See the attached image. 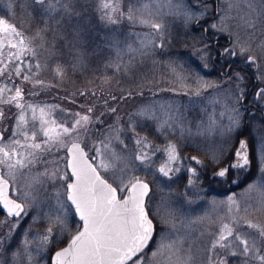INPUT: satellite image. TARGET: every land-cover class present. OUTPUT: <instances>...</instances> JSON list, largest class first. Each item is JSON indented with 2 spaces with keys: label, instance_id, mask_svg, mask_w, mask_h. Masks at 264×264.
<instances>
[{
  "label": "rangeland",
  "instance_id": "1",
  "mask_svg": "<svg viewBox=\"0 0 264 264\" xmlns=\"http://www.w3.org/2000/svg\"><path fill=\"white\" fill-rule=\"evenodd\" d=\"M105 2L113 7L101 9ZM228 3L229 0H220L221 16ZM235 3L238 7L228 15L248 12L243 0H235ZM65 6L70 11L66 12ZM204 7L208 9L206 5L191 8L184 0H45L44 4L36 0H0V19L22 33L25 49L43 53L41 59L37 53L32 55L28 50L21 52L19 47L10 48L8 40L18 45L19 38L0 32L3 43L0 68L7 66L0 76V88L8 89L0 98L3 113L0 147L13 140H19L21 145L34 142L43 146L47 138L39 131L40 109H44L45 121L54 120L56 124L72 127L76 114H89L91 108L92 122L87 132L81 130L78 139L90 156L94 155L93 145L100 141L108 143L105 137H109L110 147L125 158L130 175L143 178L151 185L147 206L156 229L149 245L139 254L141 264H176L178 259L187 256H191V264H220L222 260L225 264H264L258 259L264 256V236L249 228L246 222L264 226V126L259 115L245 111L242 106L241 99L246 93L243 81L215 77L211 73L212 53L207 43L202 38L194 40L175 33L179 20L190 25ZM253 7L260 13L257 29L255 32L238 31L232 47L240 54L237 39L245 47L251 45L248 52L241 55L244 60L247 55L255 57V75L260 84H264V47H258L264 44V4L254 0ZM100 13L102 18H99ZM106 15L107 18H103ZM129 15L131 20L127 18ZM189 16L194 18L189 19ZM142 20L162 27L157 31L141 23ZM21 27L33 36L26 35ZM104 27L107 28L104 30ZM176 40L180 47L176 46ZM184 48L190 49L188 53H179ZM9 53L13 54L11 59ZM61 60H67L72 69L59 76L60 79L72 81L75 78L92 83L109 69L111 79L125 80L134 86L119 88L105 80L102 84L109 90L101 95L62 92L36 71V65L41 63L57 68ZM34 63V70L30 72ZM25 75L29 76L28 80L24 79ZM16 88L22 91L18 103L25 105L23 109L17 102H4L15 95ZM262 98L264 100V96ZM21 113L27 123L20 122ZM110 129H119V140L123 144L111 138ZM33 131H36L35 141L31 139ZM246 136L255 146L254 169L251 170L250 164L244 169L229 168L228 175L235 171L236 179L228 182L224 190L210 187L212 177L222 178L215 173L229 167L231 157H237L242 141L246 143L244 151L248 156ZM141 137L146 138L147 147L135 143ZM61 139L62 144H49L46 151L35 150V163L16 172L18 189L31 177L46 171L55 173L56 179L41 176L33 185L35 203L21 200L27 215L22 214L20 218L0 215V264H50L53 251L81 227L66 199L65 185L71 177L69 175L67 181L60 178L69 172L67 147L76 138ZM169 144L175 145L178 160L171 164L169 175L164 176L157 169L167 162L165 149ZM17 151L27 154L23 147H18ZM141 152L150 157L147 166L135 159ZM1 166L4 171L6 165ZM100 172L117 186L110 173ZM9 180L12 185L13 181ZM226 181L221 179L223 184ZM125 191L119 189L121 195ZM10 194L15 197L11 186ZM57 216L65 220L66 227L55 222ZM224 225H228L233 234L224 241L227 247L214 248ZM49 227L52 234L48 242L42 244ZM238 236L248 240L250 248L255 242L257 251L245 255ZM173 242H178L173 249L175 255L161 250L153 257L161 243Z\"/></svg>",
  "mask_w": 264,
  "mask_h": 264
},
{
  "label": "snow or ice",
  "instance_id": "2",
  "mask_svg": "<svg viewBox=\"0 0 264 264\" xmlns=\"http://www.w3.org/2000/svg\"><path fill=\"white\" fill-rule=\"evenodd\" d=\"M39 4H44L45 0H36ZM248 12L244 15L239 13L236 16H230L228 13L234 8L238 7L235 0H229L227 4L225 14L220 18V30H228V21H236L235 26L243 29L245 32H255L259 22L260 13H257L253 7L254 0H243ZM261 4H264V0H260ZM113 6L109 3H102L101 9H109ZM113 10H115L113 8ZM207 7L199 13L203 16L207 12ZM219 10V9H218ZM65 11H70L65 6ZM131 12V10H129ZM103 18H107V15ZM129 20L132 16L127 17ZM189 19L194 18L189 16ZM109 22H114L109 19ZM141 23L149 24L150 27L159 31L161 29L160 24L150 23L149 21H140ZM212 28H216L217 25H211ZM0 32L5 34H12L19 38V43L13 44L11 40H8V46L10 48H20L23 52L28 50L35 55V51L32 49H25V38L16 27L9 24L6 20L0 19ZM39 35V34H37ZM231 36L232 33H229ZM237 44L240 45V54L248 52V47L240 44L237 39ZM3 47V43L0 42V48ZM235 47V46H234ZM258 47H264V44L258 45ZM226 55L235 56L236 51L231 48L225 47L224 53ZM12 53H9V58H12ZM16 59H19L17 56ZM246 59L250 64L255 63V57L247 55ZM2 62V61H0ZM5 68H0V76L6 71ZM57 74H60L61 69L58 65L55 69ZM16 74H20V70L17 68ZM25 80L29 79V76H24ZM238 79H241L238 76ZM259 79V77H258ZM38 83L43 84L42 81ZM8 91L7 88H0V98L4 96V93ZM243 94L241 93V96ZM257 97L264 96V88H261L256 93ZM22 96V91L16 88L15 95L8 97L5 103L17 102V106L23 109L25 105L19 104L18 101ZM92 109H88L89 114L80 116L76 114L77 118L72 121V127H66L65 124H56L54 120L45 121L44 109H40L41 114V125L39 131L47 139L44 141L42 146L40 143H31L28 145H21L19 140H13L10 144H5L0 147V165H6V169L0 172V210L4 211L6 216L20 218L23 215H27L25 203L18 202L20 200L35 203V197L32 195L31 189L34 184L40 181V177H48L49 179H56L55 173H39L36 176L31 177L27 183L22 185L19 189L16 187L15 181L17 179V170L29 168L30 165L34 164L37 156L35 150L43 149L48 150L47 145L52 143H63L62 137H73L75 140L68 147L69 160L67 168L69 172H65L61 179L67 181L69 175L72 178L71 183H66L65 193L67 201L71 202V206H74L75 212L79 215L81 221H83L82 230L78 231L71 239L68 247L57 251L55 253V264H128L129 261L132 264H141V256L138 254L142 253L144 248L148 245V242L152 239L154 232V225L151 219H149L148 211L145 208V197L150 191L149 185L143 180L130 175V169L128 164L125 162V158L115 152L111 147V140L109 137H105L108 143L100 141L98 145H93L94 155L89 159L88 153L84 151L79 142H76L79 137L81 130L87 132V126L92 122L90 113ZM111 111H115L112 109ZM3 118V113L0 112V119ZM35 112H33V119H35ZM21 123H27L23 113L19 116ZM235 124L236 121H233ZM53 126H48V125ZM135 132V129H131ZM110 136L115 140L123 144V141L119 140V129H110ZM31 139L35 141L36 131H33ZM0 143H3V137L0 136ZM137 145L146 144V138L141 137L135 140ZM18 147H23L27 150L25 155L23 152L17 151ZM126 147V146H125ZM246 149V143H240V150L236 152L238 157L234 164L229 167H224L215 173L218 177H226L229 172V168H246L250 161ZM168 154L167 162L162 164L157 171L162 173L164 176H168L172 171L171 164L178 160L176 147L173 144H169L165 149ZM136 160H139L141 164H145L150 160V157L141 152L135 156ZM192 160H196V157H191ZM214 161L218 162L216 157H213ZM120 164L118 167L117 164ZM199 163V161H197ZM103 170L111 174V178L117 184V187H113L107 180L103 179L100 175V171ZM178 171V169H177ZM193 173L195 169L192 170ZM5 175L13 181L12 192L15 198L10 196L9 179L5 178ZM191 183V181H189ZM121 191L127 190V195L124 199H119L117 189ZM231 199V198H230ZM55 222L60 224L62 227H66L65 220L59 216L55 218ZM167 223L168 221H164ZM249 228L256 229L260 236H264V226L258 223H252L246 221ZM226 233V234H225ZM52 234V228L47 229V234L42 238L41 243H47L49 236ZM232 229L228 225H224L223 229L213 245L215 248L217 245L220 247H227L224 241L228 237L232 236ZM237 239H240L238 236ZM245 255L249 251H257L253 246L249 247L248 240L240 239ZM173 243H161L157 252H153V257L157 256L161 250H168L175 255L173 251L175 244ZM27 244V241H25ZM179 251V249H176ZM135 258V259H133ZM171 261V256L168 257ZM191 256H187L183 259H178L176 264H191ZM260 261H264V256H259ZM220 264H225V261H220Z\"/></svg>",
  "mask_w": 264,
  "mask_h": 264
},
{
  "label": "flooded vegetation",
  "instance_id": "3",
  "mask_svg": "<svg viewBox=\"0 0 264 264\" xmlns=\"http://www.w3.org/2000/svg\"><path fill=\"white\" fill-rule=\"evenodd\" d=\"M184 1H187L191 8L199 9L201 5H206L208 6V10L203 16L198 15L190 25L184 22L182 23V20H179V23L175 27L177 31L175 33L179 36L196 37L200 40L202 38V40L207 43L212 53L210 56V64L212 66L211 73L213 75H221L222 78L232 81H239L238 76L241 78L240 80L243 81L241 84L244 83L246 88V93L241 99L242 106L245 111L259 115L260 121L264 126L263 96L257 97L256 95L257 91L264 88V86L260 85L259 79L255 75L256 67L253 66V63L250 64L247 59L244 60L243 56L232 47L234 35H237L239 33L238 31L241 30L235 26L236 21L233 23L232 20H229L228 30L221 31V13L218 10L220 9V0ZM213 24L217 25V27L212 28L211 25ZM229 33H232V35L230 36ZM225 47L234 49L237 55L230 56L223 54ZM231 160H233V158H230L228 164L232 162L235 163L237 157L232 162Z\"/></svg>",
  "mask_w": 264,
  "mask_h": 264
},
{
  "label": "trees",
  "instance_id": "4",
  "mask_svg": "<svg viewBox=\"0 0 264 264\" xmlns=\"http://www.w3.org/2000/svg\"><path fill=\"white\" fill-rule=\"evenodd\" d=\"M99 15H100L99 16V18H100L101 17V13ZM94 18H95V21H97V19H96L95 16H94ZM21 28L24 29L23 27H21ZM105 28H107V27H104V30H105ZM24 30L23 31L26 33V35H28L29 37H32L33 36L29 32H27L26 29H24ZM183 37H186V36H183ZM187 37H189V36H187ZM189 39L196 40L197 38L196 37H189ZM36 44H37V47H39L41 49V47L38 45V43H36ZM176 46L177 47H180V42H178L177 40H176ZM176 46H175V48H176ZM188 49H185L184 48L183 50H179L180 51L179 53H181V54L182 53H188V51L190 50V49L189 50ZM172 51H174V50H172ZM38 55L42 59L43 53L41 54V52H40V54H38ZM58 64H59L60 69H61L60 74H57V72L55 71V69H56L55 66L53 67V66H50L49 64H42V63L40 65H36L34 63V65L32 66V68H30V72H32L34 70V66L36 65V67H37V69H36L37 75L38 76H41V77H45L50 82H52V84L60 87V89H61L62 92H64V91H68V92L69 91H73V92H75V93L77 92V93H79L81 95L84 94L85 96L86 95H89L90 93H93V94H98L99 93L100 95L103 94V93H106L109 90V88H107L105 84H102L103 82H105V80H108L115 87H119V88L120 87L129 86V84H130L127 81L120 80L118 78H114V79L112 78L111 79L110 78V70L109 69H106L105 72L101 73L98 79H96L95 81H91L92 83H89V82H86V81H80L79 79H75V78H73L72 81L65 80V79H60V77L66 75L67 72H70L72 68H71L70 63L67 62V60H61ZM107 70H109V72ZM30 72L27 71L28 74ZM55 76H58V77L60 76V77L59 78L58 77L56 78ZM215 77H221V75H216ZM130 85L131 86H134V84H130ZM260 85H263L264 86V84H262V83ZM98 124H102V123L99 122ZM146 127L149 128L150 126H146ZM243 135L245 136L246 135V132L243 133ZM245 139L249 141L248 142L249 143L248 144L249 145L248 158L250 160L251 170H253L254 167H255V155H254V148H255V146H254V142L249 137H247ZM232 158H233V160L236 159V157H234V156L231 157V159ZM233 160H231V162ZM242 169H244V168H242ZM244 177L247 178L246 175H244ZM207 178H208V176L206 175V179ZM212 178L213 179L210 180V183L208 185L210 187H212V188H219L220 190L221 189L224 190V188L228 185V182L236 179V174H235V171H234V174L233 175L229 174L228 176L223 177V178H225L227 180L226 182H224V184L221 182V179L222 178L221 179L220 178H217V177L216 178L212 177ZM3 214L4 213H2L1 210H0V215H3ZM67 242L68 241H65L64 243H62L61 245H59L57 248L64 246Z\"/></svg>",
  "mask_w": 264,
  "mask_h": 264
},
{
  "label": "water",
  "instance_id": "5",
  "mask_svg": "<svg viewBox=\"0 0 264 264\" xmlns=\"http://www.w3.org/2000/svg\"><path fill=\"white\" fill-rule=\"evenodd\" d=\"M0 136H2V131H1V130H0ZM72 142H73V141H72ZM72 142L69 143L68 147H70V145H71ZM76 142H79L80 145H81V147L84 148V151L88 153V150L86 149V147L84 146V144H83L82 141L77 140ZM68 147H67V149H68ZM67 154H68V158H67V164H68V160H69V153H68V150H67ZM88 156H89V159H91L89 153H88ZM68 170H69V169H68ZM98 171H100V170L98 169ZM0 172H3V170H2V166H1V165H0ZM69 172H70V170H69ZM100 175H101V177H102L103 179L107 180V179L101 174V172H100ZM5 178L8 179L6 176H5ZM139 179L143 180L145 183H147V184L149 185V189H150V191L148 192V195L145 197V208H146V210L148 211L147 201H148V197H149L150 192H151V186H150V184H149V182H148L147 180H145V179H143V178H139ZM107 181H108V180H107ZM71 182H72V178H71V180H70L69 183H71ZM108 182H109L110 184H112L110 181H108ZM9 183H10V180H9ZM112 185H113V187H116L114 184H112ZM10 186H11V183H10ZM9 194H10V189H9ZM117 194H118V198L122 200V199H124V197L127 195V190L125 191V193H124L123 195H121L120 192H119V190L117 189ZM10 196H11V194H10ZM13 198H14V197H13ZM18 202H21V201H18ZM69 202H70V201H69ZM21 203H22V202H21ZM70 204H71V202H70ZM72 207H73V209H74V211H75L74 206H72ZM1 212L5 214L4 211L1 210ZM75 213H76V212H75ZM76 216H77L78 220L81 222V227H80V229L78 230V231H80V230H82V227H83V221L80 220L79 215H78L77 213H76ZM148 216H149V219L152 220L153 225H154V230H155V223H154V221H153L151 215L149 214V211H148ZM11 218H16V217H11ZM78 231H76V232L71 236V238L69 239V241L67 242V244H65L64 246H62V247L56 249V250L52 253V255H51V259H50V263H51V264H55V253H56L57 251H60V250H62V249H64V248L68 247V245H69L70 242H71L72 237H73ZM153 234H154V232H153ZM152 238H153V235H152ZM151 240H152V239H151ZM151 240H150V241H151ZM150 241L148 242V245H149ZM148 245H147V246H148ZM147 246H146V247H147ZM146 247H145V248H146ZM145 248H144V249H145ZM138 255H139V254H138ZM133 259H134V258H133ZM129 262H131V261H129ZM129 262H128V264H129Z\"/></svg>",
  "mask_w": 264,
  "mask_h": 264
}]
</instances>
